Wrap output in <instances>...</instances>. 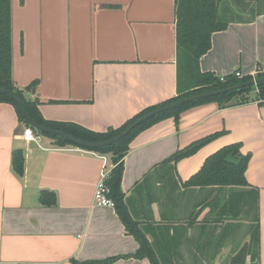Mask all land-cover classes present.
<instances>
[{"label":"crops","instance_id":"obj_1","mask_svg":"<svg viewBox=\"0 0 264 264\" xmlns=\"http://www.w3.org/2000/svg\"><path fill=\"white\" fill-rule=\"evenodd\" d=\"M11 14L12 78L18 87L37 80L25 94L41 101L38 109L46 120L103 131L176 95L174 0H17ZM259 66L264 67V13L214 32L199 60L201 71L219 76L254 75ZM24 127L12 105L0 102V264H150L134 257L100 262L138 248L114 207L93 202L107 157L73 144L53 147L42 135L39 143L28 142ZM219 131L179 160L174 172L161 164L177 149ZM232 143L250 154L245 178L258 189V258L264 264V104L257 101L194 106L180 114L177 126L172 118L163 119L130 142L120 186L130 217L156 245L159 259L217 263L233 254L236 243L248 242L246 222L255 217L250 188L179 183ZM14 148L24 156L21 176L11 168ZM43 189L55 193L56 204L39 203ZM219 195L229 201L231 224L218 220L223 201L219 206L213 201ZM198 208L196 221L187 226ZM226 224L225 246L219 248Z\"/></svg>","mask_w":264,"mask_h":264},{"label":"trees","instance_id":"obj_2","mask_svg":"<svg viewBox=\"0 0 264 264\" xmlns=\"http://www.w3.org/2000/svg\"><path fill=\"white\" fill-rule=\"evenodd\" d=\"M256 4H263L262 7L253 9V13L249 19L240 18L241 12L238 6L232 0H174V18H175V45H176V95L162 100L153 105L146 106L127 119L118 127H108L103 131H94L85 128L73 122H55L46 120L42 117L38 105L41 101L37 98L27 97L25 92L33 89L37 80L31 81L24 87H18L12 78V14L11 0H0V88L12 90L20 98L24 109L33 122L40 127L63 131L72 137L85 142H100L112 139L122 133L133 121L138 117L155 109H162L169 106L173 102L182 98L190 97L196 94L223 89L228 86L244 83L254 77H264V67L258 68L254 75L245 74L237 77L235 72L225 74L221 78L219 75L211 71H201L199 60L211 46V35L214 32L223 31L228 24L239 20H252L257 15L264 13V0H255ZM243 3V2H241ZM240 3V4H241ZM244 6H247L245 2ZM250 101H257L259 105L264 104V81L258 82L256 85L241 86L236 89L221 91L216 94L193 98L185 101L182 104L173 106L167 109H162L160 112L147 118L127 134L121 137L118 141L103 145L97 148H82L93 151L107 157L109 172L104 179V185L108 188L107 197L111 199L114 210L122 221L125 230L131 234L138 242V248L132 254L119 255L111 257L100 262H112L118 258H147L150 264H175L173 258H161L157 256L156 248L151 244L142 230L139 228V223L133 220L127 210L124 201L125 194L122 192L120 182L123 170V157L130 149V142L141 131L147 129L153 124L166 119L172 118L175 125H178L180 114L194 106L205 103L214 102L219 107L229 105L244 104ZM0 102H6L14 108L16 117L19 122L24 123L25 127H29L21 108L15 101L6 93L0 92ZM48 102H51L50 100ZM35 134L46 136L51 139L53 147H65L72 145L63 137L56 134L34 131ZM221 132L201 137L192 141L183 148L174 151L168 158L162 161V165H168L169 171L174 172L176 163L188 156L193 155L202 146L211 142ZM73 146V145H72ZM240 143H232L225 145L218 150L208 155L197 172L192 174L185 181H179L184 188H199L214 187L223 190L227 187L250 188L251 202L254 206L255 217L250 224L249 241L245 243L237 251H233L228 262L221 261L199 263L194 261L191 263L179 262L176 264H261L259 262V220H258V189L251 187L245 178V170L250 157V154H241L239 151ZM232 153L234 158H239L237 164L225 161L226 155ZM11 168L17 176H21L24 170V156L20 148H14L11 151ZM240 193V192H239ZM248 194V192H245ZM38 201L45 206L56 204V195L50 190H40ZM199 201L196 205H199ZM229 201H223L222 211L229 214L227 206ZM201 211L197 212L192 218L190 214L189 223L191 226L196 221L197 216ZM231 217L234 216L230 213ZM220 221V217L218 219ZM224 220H227L224 219ZM228 231L227 224L223 226L221 233ZM175 233L170 234L173 238ZM175 247V245H174ZM249 255V259L246 256ZM88 261L84 264L93 263Z\"/></svg>","mask_w":264,"mask_h":264},{"label":"water","instance_id":"obj_3","mask_svg":"<svg viewBox=\"0 0 264 264\" xmlns=\"http://www.w3.org/2000/svg\"><path fill=\"white\" fill-rule=\"evenodd\" d=\"M262 81H264V77H260V78L254 77V78H252V79H250L244 83H241V84L228 86V87H225L223 89L210 91V92H204V93L196 94V95H193L190 97L182 98V99L177 100V101L173 102L172 104H170L169 106H166L162 109H167V108H170L173 106H177V105L182 104L185 101H188V100L193 99V98L204 97V96L216 94V93L221 92V91L236 89V88H239L241 86L256 85L258 82H262ZM0 92L6 93L7 95H9L15 101V103L21 108L23 115H24V118H25L28 126L32 130L56 134L60 137H63L64 139H66L68 142H70L73 145L83 147V148H91V149L97 148V147H100L103 145L111 144V143L118 141L121 137H123L125 134H127L135 126H137L138 124H140L141 122H143L147 118H150L151 116H153L154 114H156V113L160 112V110H162V109H155V110H152V111L138 117L122 133H120L119 135H117L116 137H114L112 139L91 143V142H85V141H81L79 139H76V138L72 137L71 135H69L63 131L40 127L38 124L33 122L32 119L29 117V115L27 114L26 110L23 107V104H22L20 98L16 95V93L14 91L0 88ZM225 161H227L229 163L237 164L240 161V157L236 159L232 156V153H229L228 155H226ZM198 210H199V208L196 210V212H198Z\"/></svg>","mask_w":264,"mask_h":264},{"label":"built area","instance_id":"obj_4","mask_svg":"<svg viewBox=\"0 0 264 264\" xmlns=\"http://www.w3.org/2000/svg\"><path fill=\"white\" fill-rule=\"evenodd\" d=\"M235 75L237 77L241 76V73L235 71ZM222 75L220 76V78ZM22 137L24 140L28 142H36L39 143L41 141V137L38 134H35L30 127H24L22 132ZM109 167L104 163V167L100 172L99 179L95 185L94 194H93V202L99 206H110L113 207V203L110 198L107 197L108 188L104 185V179L108 175Z\"/></svg>","mask_w":264,"mask_h":264},{"label":"rangeland","instance_id":"obj_5","mask_svg":"<svg viewBox=\"0 0 264 264\" xmlns=\"http://www.w3.org/2000/svg\"><path fill=\"white\" fill-rule=\"evenodd\" d=\"M17 2V0H11V2ZM233 1V3H235V5L236 6H238V8H239V11L241 12V14H240V18H245L246 16H250L252 13H253V9H255V8H258V7H262L263 6V4L261 5V4H259V6L258 5H255L256 4V2H255V0H232ZM241 2H243V3H241ZM245 2L247 3V6L245 7L244 6V4H245ZM241 3V4H240ZM222 201H224V198H223V195H219V197L218 198H216L214 201H213V204H215L216 205V203H217V205L219 206V204L222 202ZM219 217H220V223L221 222H223V223H228L229 222V220H230V218L228 217V214L227 213H225L224 211H220V213H219ZM225 218H227V220H224ZM219 219V218H218ZM247 223V225H249V224H251L252 223V219H249L248 220V222H246ZM228 224H231V222L230 223H228ZM223 240H225V237H224V233H221L220 234V237H219V248H221L222 246H225V245H222V244H224L223 243ZM249 241V240H248ZM227 242V241H226ZM228 244V243H227ZM233 245V244H232ZM244 245V242L243 243H236L233 247H234V252L235 251H237V250H239V248L240 247H242ZM229 245H227V247L226 248H228L229 249ZM229 251V250H228ZM230 252V251H229ZM230 258V257H229ZM229 258H227V260H222V262H224V263H226V262H228V260H229ZM175 262V264H176V262L177 261H174ZM199 263H208V262H210V261H208V260H205V261H203V260H199L198 261ZM211 262H215V261H211ZM177 263H179V262H177ZM261 263V262H260Z\"/></svg>","mask_w":264,"mask_h":264}]
</instances>
